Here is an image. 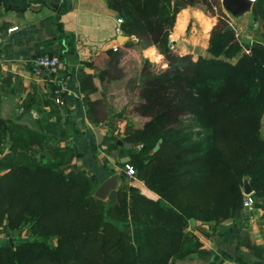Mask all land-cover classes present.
<instances>
[{"label":"trees","instance_id":"1","mask_svg":"<svg viewBox=\"0 0 264 264\" xmlns=\"http://www.w3.org/2000/svg\"><path fill=\"white\" fill-rule=\"evenodd\" d=\"M111 1L123 19L122 33L138 38L144 47H154L162 56L159 61L181 65L195 81H225L229 89L242 95L241 100H231L218 111L205 112L213 128L232 136L233 145L228 151L208 147L205 142L190 146L192 137L186 136V126L178 122L163 124L165 113L179 104L161 105L156 117L137 112L148 121L141 128L128 126L122 140L146 148L138 152L137 148L123 147L129 157L138 153L132 157L134 165L126 163L124 167L132 166L159 198L122 190L118 202L107 206L94 197L92 178L69 166L79 157L73 144L80 133L74 124L63 123L60 116L57 121L49 120L59 113L54 107L41 130L20 123L35 107L29 101L17 121L5 119L0 92V153L9 145L8 152L0 157V228H17L29 222L37 236L1 246L0 264H169L173 257H184L189 252L193 238L186 228L190 219L224 221L243 207L246 180L254 198H264V135L260 132L264 117V51L241 41L221 0ZM198 5L215 19L208 34L205 32L212 57L184 52L174 56L176 46L170 38L187 18L180 14ZM251 13L264 27V0H255ZM152 37H156L154 41ZM114 52H120V47ZM234 58H238L236 62L231 61ZM95 112V108L90 110L97 121ZM225 119L227 123L221 127L219 123ZM69 137L71 143H67ZM118 140L113 139L109 150L119 148ZM158 144L160 148L154 151ZM229 153H234L233 161ZM42 157L51 162H41ZM128 218L132 219L131 233L117 224ZM50 236L56 237L54 245L43 239Z\"/></svg>","mask_w":264,"mask_h":264},{"label":"crops","instance_id":"2","mask_svg":"<svg viewBox=\"0 0 264 264\" xmlns=\"http://www.w3.org/2000/svg\"><path fill=\"white\" fill-rule=\"evenodd\" d=\"M192 13L194 8H188L180 16L189 18ZM119 18L111 0H0V26L5 40L0 50L2 117L7 103L20 108L21 114L27 101L46 114L56 108L59 113L49 120L57 121L60 116L63 123L74 124L80 133L73 144L79 157L70 163L71 170L86 172L102 183L114 175L125 179L123 167L129 157L121 146L109 150L116 130H111L108 120L98 119L96 112L98 122L94 120L90 110L103 109L115 116L129 108L127 91H111L107 77L121 75L135 66L143 69L147 60L149 64L160 56L154 47H144L135 37L120 43L118 38L124 34L116 32ZM13 28L17 30L8 33ZM255 32L247 39L256 37ZM119 47L120 52H114ZM41 55L60 57L55 72L41 77L34 72V60ZM55 89L62 94L63 106L54 104ZM95 128L104 137L101 145L97 144ZM8 149L3 147L0 157ZM186 232L193 238L189 252L170 264H264L263 198L256 200L253 209L242 207L224 221L192 219Z\"/></svg>","mask_w":264,"mask_h":264},{"label":"rangeland","instance_id":"3","mask_svg":"<svg viewBox=\"0 0 264 264\" xmlns=\"http://www.w3.org/2000/svg\"><path fill=\"white\" fill-rule=\"evenodd\" d=\"M229 16L232 20L231 27L233 26L232 28L237 31L241 41L247 46L256 47L264 51V27H261V23L254 19L252 13H248L238 20L234 19L231 15ZM211 22L210 15L205 12L201 5H198L195 13H192L189 18H186L185 22L175 28V32L173 31L170 43L176 46L173 49L174 56H181L180 53L184 52V54L188 53L196 57L203 56L204 58H211L212 55L207 51L208 42L206 40ZM250 25L254 26L251 27ZM204 29L205 31H203ZM254 31H256V37L250 36V39H247V36L253 35ZM174 34L176 35L174 36ZM155 38L152 37L151 41H154ZM237 59L234 58L231 61L236 62ZM147 63L148 60L144 64L143 69L137 68L136 66L135 68L125 69L124 73L126 72L125 74L127 76L122 73L121 75L117 74L107 77V80L112 86L111 91L124 88L127 91L130 102L129 108L121 111L123 112L122 114L121 112L115 113V116L109 111L103 109L98 110L97 118H100L101 121L108 120V125L111 127V130H116L113 139L115 140L125 135V129L128 126L131 125L135 128H141L148 121V118L139 116L138 113L144 116L156 117L159 115L161 105L171 107L179 104L172 112L165 113V116H167L163 123L165 126H170L177 122L186 126L188 128L185 133L186 136L192 137L190 146L197 145L199 142H205L208 147L216 146L228 151L227 149H230L234 142L232 136L226 134L227 132L224 133L216 130L215 127L213 128L208 118L205 117V112L206 110L218 111L231 102V100H241L242 95L233 92L229 89L225 81L219 79L202 78L199 81H195L191 74L179 64H171L166 60L162 62V60L159 61L158 57L151 59L149 64ZM151 89H154V91L151 92ZM156 95L160 96V98L152 99V96ZM5 106L4 118L17 121L16 117L21 114L20 108L17 110L10 103H7ZM47 119L48 115L39 108L33 109L29 114H25L22 120H20V123L41 130L47 122ZM226 123L227 119L221 121L219 125L222 127V124L224 126ZM253 123L252 120L251 125L253 132H255L257 127ZM260 132L264 135V117L260 125ZM70 137L67 143H71ZM54 144L56 145L57 143ZM6 146L9 145H5L4 147ZM134 148H137L138 152H140L146 146L144 144H137V147ZM182 148L185 149L184 146ZM137 154L134 153L131 157L127 154L129 164L134 165L132 157L135 158ZM228 157L233 161L234 153H229ZM47 160L46 157L40 159L44 163ZM123 169L126 172V178H122L124 180L119 179L117 189L111 192L105 199L96 197L97 190L101 186L102 181H97L91 177L93 191L95 192L94 197L104 201L107 206L114 205L118 202V193L122 190H126L127 192L133 190L149 198H159L158 194L147 187L145 181L138 175V172H136L135 176H129L126 167H123ZM1 174L2 171H0ZM117 224L119 229L128 233L132 232V219L128 218L126 221H118ZM36 237L33 233L32 225L29 222H23L17 228H9L7 225H4L0 228V247L7 244L14 245L20 242L34 240ZM43 239L49 245H54L56 242L55 236L45 237ZM176 259H178V256L173 257L170 263Z\"/></svg>","mask_w":264,"mask_h":264},{"label":"water","instance_id":"4","mask_svg":"<svg viewBox=\"0 0 264 264\" xmlns=\"http://www.w3.org/2000/svg\"><path fill=\"white\" fill-rule=\"evenodd\" d=\"M6 2V1H5ZM222 2V7L227 12L229 15H231L234 19H240L244 17L246 14L251 13L253 5H254V0H221ZM129 39L128 36L121 35L118 38V41L120 43H125ZM94 133L96 135V140L97 144L101 145L103 143L104 137L103 135L99 132L97 128L94 129ZM162 140H160V143ZM117 145L124 147L127 150H131L134 147H137V144H129L125 143L123 140H118ZM160 148V144H158L154 151H158ZM118 180L119 176L114 175L104 181L101 186L98 188L96 197L105 199L109 196V194L113 191H115L118 187ZM254 191L249 183L248 180L245 181L244 183V194L245 195H250L253 194ZM264 201V198H263Z\"/></svg>","mask_w":264,"mask_h":264},{"label":"built area","instance_id":"5","mask_svg":"<svg viewBox=\"0 0 264 264\" xmlns=\"http://www.w3.org/2000/svg\"><path fill=\"white\" fill-rule=\"evenodd\" d=\"M3 1L7 2L8 0H3ZM122 23H123V19L119 18L117 20V28H116L117 34H122V29H121ZM15 30H17V28L10 29V30H8V33H12ZM4 42H5L4 31H3V28L0 26V50L3 47ZM117 49L118 48H116L115 50H117ZM60 62H61V59L57 55H41V56H38L34 60V72L40 77L43 75V73L51 74L57 70V68L60 66ZM54 99L58 105L63 106L65 104V102L61 96V92L59 90H57L55 92ZM126 170H127L129 176H135L136 175L135 169L132 166H130L129 164L126 165ZM253 194H250V195L244 194L245 199L243 202V207H246L249 209L254 208L255 203H256V198H254Z\"/></svg>","mask_w":264,"mask_h":264}]
</instances>
